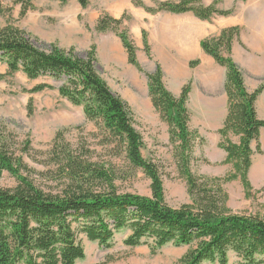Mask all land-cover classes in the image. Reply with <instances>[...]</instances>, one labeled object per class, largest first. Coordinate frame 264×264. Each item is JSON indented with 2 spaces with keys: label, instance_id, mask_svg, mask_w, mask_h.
<instances>
[{
  "label": "trees",
  "instance_id": "trees-1",
  "mask_svg": "<svg viewBox=\"0 0 264 264\" xmlns=\"http://www.w3.org/2000/svg\"><path fill=\"white\" fill-rule=\"evenodd\" d=\"M9 1L21 5L22 17L36 10V0ZM75 1L84 9L90 5V0ZM134 3L145 7L140 0ZM145 9L152 14L192 13L203 21L233 13L216 6L206 7L203 0L166 1L155 9ZM6 12L0 4V14ZM122 23V19L104 15L95 31L117 33L129 65L147 77L154 108L169 126L170 142L178 144V169L186 181L190 203L178 209L167 204L160 167L143 155L144 139L135 127L131 107L113 93L98 73L95 46L86 58L55 45L40 50L27 32L8 25L0 28V64L8 67L0 80L22 72L30 80L49 77L61 82V97L82 107L86 120L99 127L103 135L101 143L111 157L124 154L134 168L145 174L151 181L152 197L121 192L117 185L121 174L112 161L101 158L84 140L76 144L68 142L63 132L56 135L42 163L44 169L38 172L24 159L25 156L35 159L31 142L27 140L20 145L0 123V177L7 172L17 180L14 188L0 187V264H77L85 259L84 239L111 248L121 231L131 232L125 245L149 246L152 254L169 244L188 247L179 264H230L231 255H235L238 264H264V218L234 214L224 188L226 183L240 180L247 192L252 191L249 180L254 156L252 143H257L258 153L262 151L259 140L264 120L257 116L256 102L264 85L250 93L232 58L233 41L239 37L240 28L226 29L220 36L201 42L205 53L227 69L225 89L229 99L228 116L219 131L222 138L219 147L227 153L223 164H231L233 172L222 179H210L192 170L194 149L205 142L191 127L188 103L192 83L184 86L176 97L163 82L160 64H156L154 73H145L128 33L119 32ZM143 43L152 60L145 31ZM198 64L193 62L191 66ZM47 88L50 86L39 85L30 93ZM27 112L28 116L33 115V100L29 101ZM231 136L239 137V144L233 143Z\"/></svg>",
  "mask_w": 264,
  "mask_h": 264
},
{
  "label": "rangeland",
  "instance_id": "rangeland-1",
  "mask_svg": "<svg viewBox=\"0 0 264 264\" xmlns=\"http://www.w3.org/2000/svg\"><path fill=\"white\" fill-rule=\"evenodd\" d=\"M140 1L145 7L136 6L134 0H90V5L84 9L75 0L67 3L59 0H36L34 1L36 10L22 17L20 4L2 0L0 4L7 12L0 14V28L14 26L27 32L32 37L35 47L40 50H48L50 46L55 45L62 50H73L80 58H86L92 47H96L98 73L113 93L131 107L135 127L144 139L143 155L160 167L166 202L170 207L178 209L190 203L186 181L181 177L178 169L176 158L178 144L170 142L169 126L161 120L153 107L149 108L151 99L144 96L146 89L143 90V87L138 86L139 90L130 83L129 78L133 79V74L137 71L129 65L127 53L117 33L109 32L108 36L95 31L98 20L104 15L122 19L119 32L128 33L137 48L138 62L144 72L148 73L142 60L145 53L143 32L145 31L147 36H169L171 26L182 15L166 12L152 14L145 9H155L161 2L180 0ZM71 26H84L92 36H70L73 32L70 30ZM153 43L154 41L151 44ZM154 64L156 70V64L159 63ZM7 72V65L0 64V75H6ZM140 74L145 76L144 73ZM43 84L49 85L50 88L39 93H30L35 87ZM61 85V82L49 77L30 80L22 72L0 80V123L7 127L20 145L27 140L31 142L34 152L32 155L35 159L24 157L29 167L38 172L43 171L42 163L51 150L56 135L63 132L68 142L76 144L84 140L97 150L101 158L112 161L121 174V179L117 182L121 192L152 197L151 181L141 170L134 168L124 154L111 157L110 151H105L101 143L103 135L99 127L86 120L82 107L74 106L61 97L59 93ZM165 86L170 92L173 90L170 79ZM30 100H33L34 107L32 116H28L27 112ZM256 147L257 145L253 149V170L257 180L249 177L252 191L247 192L240 180L226 183L224 188L229 195L228 206L234 214L264 218V182L262 181L264 178L258 177L260 168L264 166V151L258 153ZM208 148L213 150L211 142ZM204 150H206L204 144L199 143L194 149L195 161L192 170L195 174L210 179H222L233 172L231 164L227 165L230 169L225 173L223 167L208 163ZM215 173L222 175H211ZM16 185L17 180L11 174L4 172L0 177L1 188H14ZM130 233V231L119 232L111 248L84 239L85 259L77 264H179L188 251V247H176L172 244L163 247L157 254H152L149 246L132 248L124 243ZM230 264H238L235 255L230 256Z\"/></svg>",
  "mask_w": 264,
  "mask_h": 264
},
{
  "label": "crops",
  "instance_id": "crops-1",
  "mask_svg": "<svg viewBox=\"0 0 264 264\" xmlns=\"http://www.w3.org/2000/svg\"><path fill=\"white\" fill-rule=\"evenodd\" d=\"M203 5L216 6L221 11L233 10V13L226 17L215 16L211 21L200 20L192 13L182 14L171 26L169 36H148L150 44L154 41L150 45L153 60L144 53L142 62L148 73H154V63L162 66L164 84L167 85L169 79L172 81L171 92L176 97L180 96L184 86L192 83L188 103L191 127L205 140L204 152L208 163L223 167V172L227 173L230 168L223 164L227 153L219 147L222 139L219 131L228 116L227 69L205 53L201 42L220 36L226 29L240 28L239 37L233 41L232 58L242 71L247 90L255 92L264 85V0H203ZM70 30L73 31L70 36H92L84 26H71ZM101 34L108 35L109 32ZM193 62L199 64L192 68ZM135 71L129 81L137 88L146 89L144 96L148 98V79L136 68ZM152 107L155 110L151 101L149 108ZM256 112L258 118L264 120V91L256 102ZM231 140L236 144L240 142L237 136H231ZM209 142L212 151L208 148ZM259 143L264 151V128L260 131ZM256 145L253 142L252 148ZM249 177L256 179L253 165Z\"/></svg>",
  "mask_w": 264,
  "mask_h": 264
},
{
  "label": "bare ground",
  "instance_id": "bare-ground-1",
  "mask_svg": "<svg viewBox=\"0 0 264 264\" xmlns=\"http://www.w3.org/2000/svg\"><path fill=\"white\" fill-rule=\"evenodd\" d=\"M258 177L259 178H264V166L260 168L259 173H258Z\"/></svg>",
  "mask_w": 264,
  "mask_h": 264
}]
</instances>
